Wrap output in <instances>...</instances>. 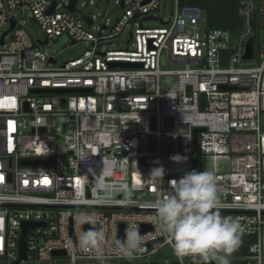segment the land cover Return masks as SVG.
Wrapping results in <instances>:
<instances>
[{"label":"built area","instance_id":"2783aa9c","mask_svg":"<svg viewBox=\"0 0 264 264\" xmlns=\"http://www.w3.org/2000/svg\"><path fill=\"white\" fill-rule=\"evenodd\" d=\"M77 1L70 11V0H0V264H215L176 255L152 219L169 181L206 161L220 213L250 238L230 264H264V0H239L233 40L179 0L167 18L162 0H118L120 15L97 31ZM62 34L85 48L58 63L44 46ZM23 222L33 225L20 258ZM86 224L105 233L102 260L68 245ZM132 226L141 246L126 259L114 241Z\"/></svg>","mask_w":264,"mask_h":264},{"label":"clouds","instance_id":"9594fccd","mask_svg":"<svg viewBox=\"0 0 264 264\" xmlns=\"http://www.w3.org/2000/svg\"><path fill=\"white\" fill-rule=\"evenodd\" d=\"M170 159L177 163L182 161L179 155ZM151 174L161 181L164 170L156 168ZM152 219L176 255L215 264H230L229 257L238 248L244 231L239 219L220 213L216 175L207 170L192 169L178 180L169 181L167 194L157 200ZM80 222L89 223V220L83 216ZM105 240L104 232L90 228L81 232L75 245L71 240L68 245L94 253L102 260ZM114 243L121 257L133 259L141 246L138 228L130 227L125 238Z\"/></svg>","mask_w":264,"mask_h":264},{"label":"rangeland","instance_id":"374dc122","mask_svg":"<svg viewBox=\"0 0 264 264\" xmlns=\"http://www.w3.org/2000/svg\"><path fill=\"white\" fill-rule=\"evenodd\" d=\"M92 1L91 3H89ZM118 0H78L76 3V9L78 10V14L81 15H94V30H96L97 26L101 23V21H105V18H108L110 23H113L116 18L120 15L121 9L116 4ZM170 12V3L169 0H162V8H161V16L167 18ZM145 27H156L160 26V22L157 20H146L142 23ZM7 28V26H5ZM27 28L31 35L36 38H44V33L39 25L32 20H28ZM236 31L232 33L231 39L233 40L236 37ZM127 34L124 33L118 37L120 43L116 46L118 48L123 47V41L126 39ZM69 38L62 34L54 41H51L46 46H44V50H46L47 54L54 55L55 59L58 63L62 62L65 59H69L72 57H76L79 55L82 50L85 48L84 44L79 42L75 44H69ZM161 65L163 67H168L169 63L166 59V56L163 54L161 57ZM202 170L209 169V163L206 161L202 165ZM250 241V238L244 235L240 236V243L238 248L234 253L241 254L240 250L244 248V246ZM233 253V254H234ZM163 256H170L169 248H165L163 250Z\"/></svg>","mask_w":264,"mask_h":264},{"label":"trees","instance_id":"16d2710c","mask_svg":"<svg viewBox=\"0 0 264 264\" xmlns=\"http://www.w3.org/2000/svg\"><path fill=\"white\" fill-rule=\"evenodd\" d=\"M179 4L201 7L206 16L208 28H223L234 32L241 26L238 15L239 0H179ZM240 253L244 254L245 250L241 249Z\"/></svg>","mask_w":264,"mask_h":264},{"label":"water","instance_id":"95a60500","mask_svg":"<svg viewBox=\"0 0 264 264\" xmlns=\"http://www.w3.org/2000/svg\"><path fill=\"white\" fill-rule=\"evenodd\" d=\"M75 2L76 0H70V3L68 5V9L70 11H74L75 10ZM54 6V3L52 4V7ZM90 23V22H88ZM13 26V23H11V28ZM4 36V35H3ZM2 36V38H3ZM251 45H252V40H250L247 44V49H246V54H245V58H249L251 56ZM140 64H136V63H130V62H112L111 63V66L114 67V66H117V67H122V68H126V67H134V66H139ZM221 88H224V86H222ZM54 92H66L67 90L66 89H57V90H53ZM71 91H80L78 89H72ZM197 129L194 130V137H193V149L196 150V147H197V143H196V133H197ZM142 162H144L142 160ZM196 164V158L193 159V165ZM33 223H28V222H23L22 223V228H23V233L21 235V240H20V244H19V254H20V258H24L25 256V248H26V245H25V239H24V232L25 230L32 226ZM86 228L87 230L90 229V228H95L96 229V225L95 224H86ZM144 227L141 226L140 227V230H142ZM15 264H18V260L15 262Z\"/></svg>","mask_w":264,"mask_h":264}]
</instances>
